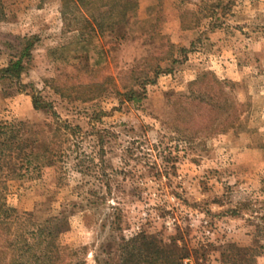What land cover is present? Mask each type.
Listing matches in <instances>:
<instances>
[{
  "label": "rangeland",
  "instance_id": "obj_1",
  "mask_svg": "<svg viewBox=\"0 0 264 264\" xmlns=\"http://www.w3.org/2000/svg\"><path fill=\"white\" fill-rule=\"evenodd\" d=\"M20 59L0 123L56 155L0 160V264H149L146 240L121 250L141 232L183 264H264V0H0V70Z\"/></svg>",
  "mask_w": 264,
  "mask_h": 264
},
{
  "label": "trees",
  "instance_id": "obj_2",
  "mask_svg": "<svg viewBox=\"0 0 264 264\" xmlns=\"http://www.w3.org/2000/svg\"><path fill=\"white\" fill-rule=\"evenodd\" d=\"M24 66L22 63V60H18L17 62H14L13 64H11L8 68L0 70V72L3 74V76L9 77V78H15V79H19L24 71ZM160 68L158 67L156 70V74L159 73ZM132 74L136 75L135 70L131 71ZM144 78L147 79V73L144 74ZM207 76H203L202 78H206ZM139 78L141 77H136L134 80L135 82L137 80H139ZM140 80H144V79H140ZM216 82H218L216 80ZM144 84V83H143ZM196 84H198L197 81H195L194 83L191 84V86H195ZM125 89L128 90V93L131 94V99L135 100L136 102H140L143 97H145V94L143 96L142 95H137L136 90H135V86L131 85V86H125ZM116 95L121 96L122 92H120L119 89L116 90ZM199 100V102H204L206 103L204 100L198 98V96L195 98H191L188 96H181L178 98V102L181 103H187L186 106L190 104L192 106L193 102ZM209 100H211V98H209ZM208 102V101H207ZM176 104V103H175ZM207 105H209L210 103H206ZM34 105L36 108H46L47 106H43V104H41L40 102H38V100L35 98L34 99ZM212 106V105H211ZM210 109H213V107H209ZM190 108H186L184 113H189ZM238 110L237 109H232L231 112L232 115L229 114V117L233 118L235 117V115H237ZM178 118L181 117V112H178ZM54 115H56V113L54 112ZM56 117H59L56 115ZM192 119H189V121ZM175 125V124H174ZM57 127L56 128V133L58 132V130H65V132L71 136L75 135L77 130H79V128L77 127H72L69 124H64L63 122L60 123V121H58L57 123ZM207 127V126H205ZM33 126L30 123L27 122H23V121H18V122H1L0 123V160L3 161L5 168L7 169H13L14 172L16 171H20L21 173H30L31 172V168H33V166H35V169H40L42 167L45 166H49L53 163L54 159L52 160L51 157H55V152H51L47 146L44 144L43 146H37V139L34 140V131H33ZM172 131V134H181V137L183 135V132H187L184 130V128H180L178 125H175L174 128H170ZM183 129V130H181ZM188 130V129H187ZM56 133L54 132V135H56ZM186 135V134H185ZM187 136L191 137V133H187ZM172 140H175V136L172 137ZM178 140V139H177ZM181 143H186L187 141L184 139H180L179 140ZM163 140L160 142L161 144H163ZM100 144V159L102 161H104V146H103V140H100L99 142ZM158 145H155V147H157ZM50 156V157H49ZM49 157V158H48ZM157 165V164H156ZM33 168V169H34ZM115 209H119V208H115ZM117 229H120L119 227ZM39 233V237H38V241L36 242V245L41 247L44 242H45V229L41 228L38 229ZM146 240L147 244L153 248L154 250L153 252H151L152 258H147L149 260V264H183V260L184 258H186L187 256L190 255V250H183L181 248H179L178 246V239H172V243L171 246L172 248H170V256L167 259L162 258V256H159L161 253H163V251L165 249H169L168 244H166V242H164V240H161L160 242H158L156 240L155 237L153 236H148L145 232H141L139 235H137L136 237H134L133 239L129 240V241H124L123 244H121V250L123 251V255L129 257L132 259V256L134 254L133 250H135L136 248V244H138L139 242ZM150 240V241H149ZM134 244V245H133ZM131 245L132 247V252H129ZM37 257V256H36ZM34 257V258H36ZM155 257V258H154ZM31 258V259H34ZM127 262L128 259H124L122 258V261Z\"/></svg>",
  "mask_w": 264,
  "mask_h": 264
}]
</instances>
